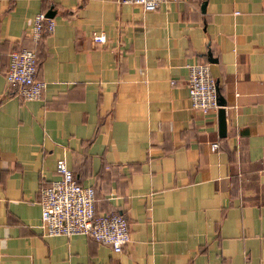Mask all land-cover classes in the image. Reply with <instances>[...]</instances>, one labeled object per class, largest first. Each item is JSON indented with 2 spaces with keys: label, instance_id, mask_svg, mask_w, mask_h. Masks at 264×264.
Instances as JSON below:
<instances>
[{
  "label": "crops",
  "instance_id": "0c3cea01",
  "mask_svg": "<svg viewBox=\"0 0 264 264\" xmlns=\"http://www.w3.org/2000/svg\"><path fill=\"white\" fill-rule=\"evenodd\" d=\"M40 12L54 28L32 43ZM20 48L35 51L38 100L5 81ZM200 61L223 100L224 136L217 109L204 118L189 105L186 66ZM57 159L93 188L95 214L126 218L120 252L41 234L39 188ZM0 264H264V0L152 11L0 0Z\"/></svg>",
  "mask_w": 264,
  "mask_h": 264
},
{
  "label": "built area",
  "instance_id": "2783aa9c",
  "mask_svg": "<svg viewBox=\"0 0 264 264\" xmlns=\"http://www.w3.org/2000/svg\"><path fill=\"white\" fill-rule=\"evenodd\" d=\"M119 5H136L143 11L155 10L165 0H113ZM54 21L43 13L33 16L28 38L36 43L41 34L52 33ZM94 41L103 42L102 35H93ZM185 86L190 108L206 118L218 108L217 91L208 64L204 61L186 66ZM35 51L32 48L11 50L7 55L5 81L13 87L21 100H38L45 83L34 78ZM172 83V82H171ZM217 147L210 143L211 150ZM57 177L39 188V227L43 236H70L83 234L99 244L120 252L129 241L126 218L117 213L95 215L93 188L77 182L63 159L56 161Z\"/></svg>",
  "mask_w": 264,
  "mask_h": 264
},
{
  "label": "water",
  "instance_id": "95a60500",
  "mask_svg": "<svg viewBox=\"0 0 264 264\" xmlns=\"http://www.w3.org/2000/svg\"><path fill=\"white\" fill-rule=\"evenodd\" d=\"M45 17L50 18V13L47 12L46 14H44ZM206 60L207 62H214L215 60L212 59L209 56V53L206 54ZM217 104H218V108H217V132L219 134V136H224L225 133V122H224V111H223V100L219 97H217Z\"/></svg>",
  "mask_w": 264,
  "mask_h": 264
},
{
  "label": "trees",
  "instance_id": "16d2710c",
  "mask_svg": "<svg viewBox=\"0 0 264 264\" xmlns=\"http://www.w3.org/2000/svg\"><path fill=\"white\" fill-rule=\"evenodd\" d=\"M39 40V39H38ZM74 176V175H73ZM75 177V176H74ZM77 180V179H76ZM78 182V181H77ZM93 197H94V190H93ZM94 202H95V200L93 201V207H94ZM95 212V211H94ZM95 214V213H94ZM109 214H113V213H109ZM109 214H107V215H109ZM95 215H97V214H95Z\"/></svg>",
  "mask_w": 264,
  "mask_h": 264
}]
</instances>
